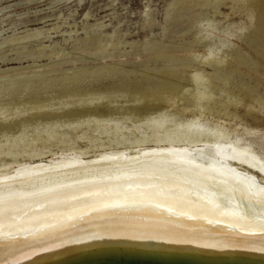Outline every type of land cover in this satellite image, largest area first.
<instances>
[{
	"label": "bare ground",
	"instance_id": "1",
	"mask_svg": "<svg viewBox=\"0 0 264 264\" xmlns=\"http://www.w3.org/2000/svg\"><path fill=\"white\" fill-rule=\"evenodd\" d=\"M223 1V17L238 19L204 23L194 41L208 42L186 57L212 71L0 105V264L83 233L264 248V149L225 124L242 119L229 106L264 112V97L244 100L217 75L232 62L264 66V0L202 3Z\"/></svg>",
	"mask_w": 264,
	"mask_h": 264
},
{
	"label": "rangeland",
	"instance_id": "2",
	"mask_svg": "<svg viewBox=\"0 0 264 264\" xmlns=\"http://www.w3.org/2000/svg\"><path fill=\"white\" fill-rule=\"evenodd\" d=\"M202 1L0 0V105L112 89L143 92L178 82L180 74L195 65L206 73L212 71L186 58L188 52H201L208 42L194 41L195 34L210 20L221 26L238 18L237 14L223 17L229 12L228 1L219 5ZM232 64L234 70L227 66L217 72L227 74V85L219 81L220 86L244 100L257 93L264 97V66L253 70L248 63ZM214 94L210 105L219 108L215 102L222 92L216 89ZM228 108L242 119L227 120L226 126L238 127V134L260 141L264 149V112L244 113L245 105ZM243 126L255 129L249 133ZM0 177L8 175L0 172Z\"/></svg>",
	"mask_w": 264,
	"mask_h": 264
},
{
	"label": "water",
	"instance_id": "3",
	"mask_svg": "<svg viewBox=\"0 0 264 264\" xmlns=\"http://www.w3.org/2000/svg\"><path fill=\"white\" fill-rule=\"evenodd\" d=\"M16 264H264V248L99 236L87 242L62 244L59 249L49 247L46 252L38 250Z\"/></svg>",
	"mask_w": 264,
	"mask_h": 264
},
{
	"label": "snow or ice",
	"instance_id": "4",
	"mask_svg": "<svg viewBox=\"0 0 264 264\" xmlns=\"http://www.w3.org/2000/svg\"><path fill=\"white\" fill-rule=\"evenodd\" d=\"M260 192L264 193V188H260ZM222 235L227 236L229 234L225 233ZM96 238H98V234H96V233H83V234H80V235L75 236V237H69V239L64 240L62 243L52 244V245H50V248L59 249L62 247V244L87 242V241L94 240ZM155 238L165 239V237H162V236L161 237H155ZM260 239L262 241H264V234H262L260 236ZM190 242L196 243L199 241L197 239H193ZM204 246H206V247H221V248H223V247H244V245L242 243L237 245V244H227V243H219V242L208 243L206 241L204 242ZM39 251L46 252V251H49V248L42 247L39 249Z\"/></svg>",
	"mask_w": 264,
	"mask_h": 264
}]
</instances>
